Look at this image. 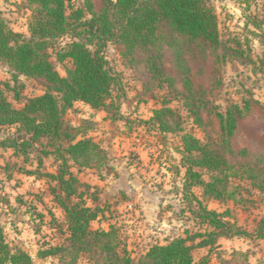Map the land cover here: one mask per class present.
Wrapping results in <instances>:
<instances>
[{
    "label": "rangeland",
    "instance_id": "obj_1",
    "mask_svg": "<svg viewBox=\"0 0 264 264\" xmlns=\"http://www.w3.org/2000/svg\"><path fill=\"white\" fill-rule=\"evenodd\" d=\"M18 2L0 0V11L10 19L15 31L25 33L31 11L17 8ZM211 4L217 14L220 39L229 47L222 51L225 56L218 71L219 85L214 87L197 71L196 66L203 64L202 58L194 59V53L185 54L192 68L194 88L205 90L201 95L204 101L194 106L202 121H195L190 112L188 104L200 101L186 97L189 93L174 65L175 55L168 51L162 58L174 81H160L139 63L142 53L124 57L122 46L114 42H108L104 51L120 79L119 86L114 88V96L120 95L116 97L119 108L106 112L77 103L65 116L67 123L81 124L88 130L89 136L108 153V163L102 168H79L70 163L82 183L79 192H83L87 205L99 209L90 228L117 226L134 259L152 245L178 237H192V244L208 238L207 233L214 228L198 216L200 200L232 226V233L244 230L247 234L219 236L213 245L197 247L195 258H207L208 264H264V238L257 236L264 219V191L254 187L242 171L219 185L224 195L221 199L207 197L198 183L185 185L188 164L184 133L219 150L232 163L256 164L258 156L264 157V0H211ZM82 5V0H72L67 14L71 13V7ZM74 40L71 35L64 36L55 41V47ZM90 48L95 49L93 45ZM55 51L49 49L51 59L65 75V65L57 61ZM12 71L8 64L0 62V80L11 81V87L1 83L0 88L14 107H22L27 98L45 91L43 85L25 76L15 84ZM246 102L250 111L238 121L228 148L221 141L216 113H225L230 106H244ZM164 106L174 112L173 116L165 115V119L174 124L179 118L183 131L161 130L153 116L155 109ZM14 136L28 137L18 131L17 125H0V141ZM21 148L15 153L0 143V222L7 240L11 246L31 254L36 264H68L67 252L45 258L39 255L40 250L50 246L68 245L67 214L54 195V190L61 192L60 184L48 175L58 174L61 162L53 154H44L43 150L54 149L47 138ZM242 148H247L248 153L240 156L237 153ZM258 164L264 168V160ZM196 171L204 181L211 180L212 171L201 168ZM72 200L78 202L79 197ZM200 233L204 237L198 236ZM90 262V253L81 252L74 264Z\"/></svg>",
    "mask_w": 264,
    "mask_h": 264
},
{
    "label": "trees",
    "instance_id": "obj_2",
    "mask_svg": "<svg viewBox=\"0 0 264 264\" xmlns=\"http://www.w3.org/2000/svg\"><path fill=\"white\" fill-rule=\"evenodd\" d=\"M82 1L83 5L71 7L68 15L72 0H20L16 3L17 8L31 11L27 19L28 34L15 31L10 19L0 11V62L13 70L11 79L15 84L25 76L45 87L43 93L27 98L22 107H14L0 88V125H17L18 131L28 136L24 139L17 136L4 138L0 143L3 148L18 153L21 147L25 149L47 138L54 149L43 150L44 154H53L61 162L58 174L48 175L60 184L61 192L54 190V195L67 214L68 245L50 246L40 250L39 255L45 258L67 252L68 264H74L81 252L90 253V264H208L207 258H195L197 247L213 245L219 236H241L247 232L236 230L232 233V226L223 221L217 211L204 207L200 200L198 216L214 230L197 244H192V237H178L152 245L134 259L117 226L90 228L91 221L98 217L99 209L94 210L87 205L83 192H79L82 183L70 163L79 168H102L108 163V153L99 141L89 136L88 130L81 124L67 123L65 116L78 101L106 112L119 108L116 97L120 95L114 96V88L119 86L120 79L113 72L104 51L108 42H114L122 46L124 57L142 53L139 63H143L160 81H174L175 77L169 75L162 58L168 51L175 55L174 65L179 69L183 86L189 93L186 97L200 101L188 104L191 105L190 112L194 114L195 121H202L194 106L204 101L201 95L205 90L194 88L192 68L185 54L194 53V59L202 58L203 64L196 66L197 71L214 87L219 85L218 71L225 56L222 51L229 47L220 39L218 18L211 0ZM67 35L76 40L56 49L55 41ZM90 45L95 49L92 50ZM50 48L56 50L57 61L65 65V75L56 69ZM10 82L0 80V86L5 83L9 88ZM16 98H20L17 91ZM249 111L250 105L246 102L244 106H230L225 113H216L221 141L226 147L230 148V137L234 135L238 121ZM169 114L174 115L170 107L157 108L153 119L159 122L162 131H183L179 118L174 124L165 119L164 116ZM183 143L188 164L186 187L198 183L207 197L221 199L224 195L219 185L242 171L254 187L264 191V168L258 164L264 160L263 156H258L256 164L251 161L237 164L191 134H183ZM247 153L248 149L242 148L237 154L243 156ZM196 168L212 171L211 180L204 181ZM74 196L79 197L78 202L72 200ZM198 236L204 237L202 233ZM257 236L264 238V219ZM0 264H36L27 251L11 246L1 222Z\"/></svg>",
    "mask_w": 264,
    "mask_h": 264
},
{
    "label": "crops",
    "instance_id": "obj_3",
    "mask_svg": "<svg viewBox=\"0 0 264 264\" xmlns=\"http://www.w3.org/2000/svg\"><path fill=\"white\" fill-rule=\"evenodd\" d=\"M3 2H4V0H2ZM20 1V0H19ZM27 28V27H26ZM22 33H24V32H22ZM24 34H28V30L24 33ZM3 63V62H2ZM21 77H23V76H21ZM79 104V103H84V102H81V101H78V102H76L75 103V105H74V107H76V104ZM85 104V103H84Z\"/></svg>",
    "mask_w": 264,
    "mask_h": 264
}]
</instances>
